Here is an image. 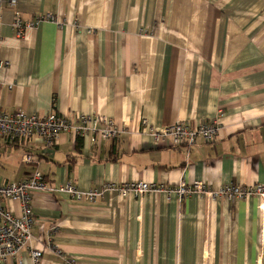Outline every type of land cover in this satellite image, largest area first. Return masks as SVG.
I'll use <instances>...</instances> for the list:
<instances>
[{
    "label": "crops",
    "instance_id": "obj_1",
    "mask_svg": "<svg viewBox=\"0 0 264 264\" xmlns=\"http://www.w3.org/2000/svg\"><path fill=\"white\" fill-rule=\"evenodd\" d=\"M25 23L51 14L17 36ZM0 111L114 119L116 139H0V184L34 168L81 191L134 181L264 184V0H0ZM12 86V87H10ZM218 118L190 150L139 133ZM29 151L36 163L26 164ZM188 154V156H187ZM17 214L21 204L5 200ZM30 246L4 264H264V203L105 191L95 202L34 191Z\"/></svg>",
    "mask_w": 264,
    "mask_h": 264
},
{
    "label": "built area",
    "instance_id": "obj_2",
    "mask_svg": "<svg viewBox=\"0 0 264 264\" xmlns=\"http://www.w3.org/2000/svg\"><path fill=\"white\" fill-rule=\"evenodd\" d=\"M15 6L17 0H9ZM42 19H54L51 14L38 17L34 22L25 23L20 12H16L13 27L17 36L30 26H36ZM9 65L8 61L0 60V69ZM12 87V86H10ZM221 122L216 117L212 120L192 127L187 122H177L166 126L156 127L147 118L140 121L139 133L149 135L155 142L169 147H185L187 153L198 143L213 142L219 135ZM124 131L114 119L92 114H78L75 119L66 116L49 114L39 118L35 114H27L22 110L12 113L0 111V139L5 145H14L37 136L48 145H52L62 133L77 137L89 134L99 139H116ZM187 154V156H188ZM22 161L34 165L36 160L31 152L22 155ZM34 191L50 193H64L76 201H97L105 191H116L122 196L135 194L143 195L146 192L175 193L180 200L192 194H199L215 200L227 198L229 200L247 199L252 196L259 197L264 203V184L255 183L249 186L240 184H225L214 187L203 180L186 182L181 180L175 186H165L144 181H134L123 184L107 183L101 189L81 191L70 182L55 185L49 182L44 173L34 168L29 176L24 179L8 181L0 184V264L15 259L20 251L30 246L32 227L35 223L32 206ZM5 200H17L21 204V213L17 214L12 208L6 207ZM42 250L31 248L30 257L32 264H42Z\"/></svg>",
    "mask_w": 264,
    "mask_h": 264
}]
</instances>
